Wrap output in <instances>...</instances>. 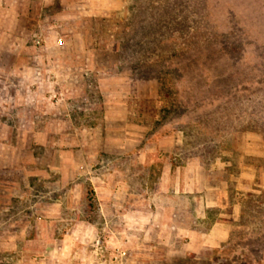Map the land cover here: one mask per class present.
Listing matches in <instances>:
<instances>
[{
    "label": "rangeland",
    "instance_id": "1",
    "mask_svg": "<svg viewBox=\"0 0 264 264\" xmlns=\"http://www.w3.org/2000/svg\"><path fill=\"white\" fill-rule=\"evenodd\" d=\"M20 12L32 17L40 35L25 30ZM7 18L15 36L2 32ZM5 45L27 48L0 50V108L4 91L9 109L17 103L23 113L18 121L0 111V264H87L85 244L67 238V206H92L96 198L66 195L55 169L44 171L45 177L36 174L45 164H37L35 149L17 139H29L24 127L45 118L61 128L54 132L55 146L64 150V112L78 123L90 120L100 114L105 97L109 101L110 93L120 91L138 93L128 101L131 119L175 142L185 161L198 157L220 179L245 166L262 185L260 192L249 191L230 258L194 262L178 256L166 264H264V0H35L28 11L0 4V49ZM24 60L36 67L19 80ZM38 75L42 79H34ZM83 136L88 137L77 133L74 139ZM37 152L39 161L58 162L49 149ZM161 166L158 161L154 173ZM98 167L93 164L91 173ZM83 186L94 192L89 180ZM87 215L99 214L92 209L82 216ZM93 243L98 258L108 257L105 264H128L127 251ZM113 251L118 258H111Z\"/></svg>",
    "mask_w": 264,
    "mask_h": 264
},
{
    "label": "crops",
    "instance_id": "2",
    "mask_svg": "<svg viewBox=\"0 0 264 264\" xmlns=\"http://www.w3.org/2000/svg\"><path fill=\"white\" fill-rule=\"evenodd\" d=\"M32 1L35 0H0V4H16L18 10L26 11L27 8L28 11ZM20 14L18 21L25 30L40 35L32 17L25 12ZM12 20L4 19L7 24L2 32L7 37L16 35L10 23ZM25 48L26 45H18L17 48L5 45L0 50L24 51ZM20 62L19 80L31 72L27 69L36 67V64L25 60ZM114 78L117 77L111 80ZM7 79V83L12 82L9 76ZM34 79H42V76H34ZM39 82H45V79ZM2 93L3 107L0 111L21 120L23 113L20 116L21 109L16 101L14 109H9L6 92ZM108 96L109 101L105 97L101 104L100 114L90 115V120L78 123L70 111L64 112L67 117L64 121V150L55 146L54 132H61V128L59 131L53 129L45 118L41 121L33 119L28 127H24L23 131L32 133L29 139L20 134L17 139L18 144H28L35 149L36 163L45 164L39 170L36 168V174L45 177L47 173L44 171L55 169L59 186L67 187L66 195L77 193L85 197L91 194L96 198V204L92 206H67L72 217L71 235L67 236L69 243L79 240L85 244L88 250L82 258L87 264H105L108 258L105 261L98 258L93 248L96 239L109 244L114 250L127 251L128 264H166L178 256L190 257L194 262L213 260L215 257L230 258L229 245L238 242L236 232L243 226L241 219L249 191H261L259 175L245 171L243 166L239 173H227V178H213L202 167L198 157L185 161L180 153L175 152V142L160 139L159 131L151 132V126L135 123L131 119L133 110L128 101L130 97H137L138 93L120 91ZM38 112L40 116L47 113ZM24 116H27L26 112ZM3 121L10 128L12 123ZM13 126L19 133L22 132L21 125L17 128ZM77 133H87L88 137L75 141ZM22 144L21 147L24 146ZM38 148L49 149L51 154L59 157L58 162L39 161ZM158 161L162 166L159 172L154 173ZM95 163H99L98 172L91 173L90 167ZM66 165L70 170L64 169ZM83 180L93 184L94 192L83 186ZM230 186H235L232 193ZM252 196L256 197L255 194ZM92 209L98 212V217L82 216ZM76 228L81 232H75L73 229ZM127 245L137 250L134 252ZM143 247L147 248L144 252ZM112 254L111 258L119 257L114 251Z\"/></svg>",
    "mask_w": 264,
    "mask_h": 264
},
{
    "label": "built area",
    "instance_id": "3",
    "mask_svg": "<svg viewBox=\"0 0 264 264\" xmlns=\"http://www.w3.org/2000/svg\"><path fill=\"white\" fill-rule=\"evenodd\" d=\"M59 41H60V43H62V40L61 39Z\"/></svg>",
    "mask_w": 264,
    "mask_h": 264
}]
</instances>
